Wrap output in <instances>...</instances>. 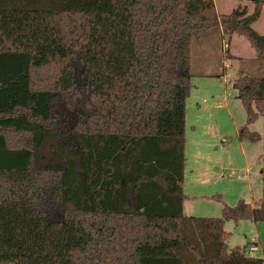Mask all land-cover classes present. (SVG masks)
I'll list each match as a JSON object with an SVG mask.
<instances>
[{
  "label": "trees",
  "instance_id": "trees-1",
  "mask_svg": "<svg viewBox=\"0 0 264 264\" xmlns=\"http://www.w3.org/2000/svg\"><path fill=\"white\" fill-rule=\"evenodd\" d=\"M263 5L226 16L214 0H0V264H264L225 231L264 224V170L258 207L220 218L186 216L183 186L194 38L222 28L234 59L244 36L263 65ZM232 84L240 139L264 140L248 128L264 118V76Z\"/></svg>",
  "mask_w": 264,
  "mask_h": 264
},
{
  "label": "rangeland",
  "instance_id": "rangeland-1",
  "mask_svg": "<svg viewBox=\"0 0 264 264\" xmlns=\"http://www.w3.org/2000/svg\"><path fill=\"white\" fill-rule=\"evenodd\" d=\"M220 10L225 11L226 8ZM201 34H197L193 41L195 61L192 59L191 65L194 77L186 105L185 208L188 217L220 218L224 205L236 207L242 200L254 207L261 203L264 140L257 143L240 140L239 132L247 125V114L232 83L241 73V66L229 61L219 51L218 44L215 46V39H212L213 33L203 38L207 41L212 39L211 58L203 66L202 62L207 57L201 56ZM227 64L232 66H224ZM245 67L249 69V75L256 76L255 71L250 70L252 66ZM211 71H215V75L220 74L221 78L219 75L202 77L199 74ZM224 72L226 75L222 77ZM248 128L263 137V116L259 115ZM9 139L12 145L28 144L25 137L14 133H9ZM49 151L46 149L40 157H47ZM51 197L47 211L51 218L59 217L64 207ZM225 231L229 249L241 248L250 257L264 259V224L251 220L230 221L226 222ZM252 241L258 244L259 251L250 250Z\"/></svg>",
  "mask_w": 264,
  "mask_h": 264
},
{
  "label": "crops",
  "instance_id": "crops-1",
  "mask_svg": "<svg viewBox=\"0 0 264 264\" xmlns=\"http://www.w3.org/2000/svg\"><path fill=\"white\" fill-rule=\"evenodd\" d=\"M256 1L257 0H245L244 2H241L239 0H214V3L216 6V9H217V12L220 15L229 16V15L233 14L234 11H236L238 8L241 7V8L247 9L248 16H249L255 10ZM222 8L223 9L226 8V10L221 11L220 9H222ZM252 28L258 34L264 36V5L262 7V11H261L259 19L253 23ZM210 33H213V35H214L212 39H215V43H214L215 46H217V44H218L219 51L220 52L222 51L221 53L225 56V58H227L225 55V52H224L225 40H224L223 29L220 28L219 31L214 30L212 32L211 31L203 32L201 34L202 36H200V38H199V39H202V40H200L202 43L201 44L202 45L201 46L202 47V52H201L202 55L201 56L207 57L206 58L207 60L205 62H202L203 66H206V64H207L208 60H210L211 54H212L211 53V51H212V49H211L212 39L210 41H207L208 39H206V40L203 39L206 35H209ZM221 38H222V40H221ZM221 41H222V46L220 48ZM229 49H230V54H231V56L234 57V59H228V60L231 62L232 61L237 62L241 66V69H242L241 73L250 74L249 69H247L245 66H252V68H250V70L252 69L253 71H255V74L257 76H264V67L260 68V66H264V64L261 65L260 63L256 62V59H257L256 51L254 50V48L251 46L249 41L244 36H239L238 34L233 35ZM197 58H199V57H197ZM192 59H193V61H195L194 60V54L192 55ZM216 64L217 63L214 62V66H216ZM224 66H232V64L231 65L227 64ZM226 69L227 68L225 67V69H224L225 72H226ZM211 72L212 73H199V74H201L202 77H212V76H218L219 75V77L221 78L220 74L215 75V71H211ZM225 72H224V75H222V77H225V75H226ZM197 76H199V75H197ZM236 79L237 78H235L234 81ZM184 188H185V182H184ZM255 207H258V205ZM184 213H185V215H187L185 204H184ZM251 246H257L258 247V244L256 242L252 241ZM258 251H259V247H258Z\"/></svg>",
  "mask_w": 264,
  "mask_h": 264
},
{
  "label": "built area",
  "instance_id": "built-area-1",
  "mask_svg": "<svg viewBox=\"0 0 264 264\" xmlns=\"http://www.w3.org/2000/svg\"><path fill=\"white\" fill-rule=\"evenodd\" d=\"M225 46H226V45H225ZM226 48H227V46H226ZM250 250H251L252 252H256V251H258V247H257V246H251Z\"/></svg>",
  "mask_w": 264,
  "mask_h": 264
}]
</instances>
